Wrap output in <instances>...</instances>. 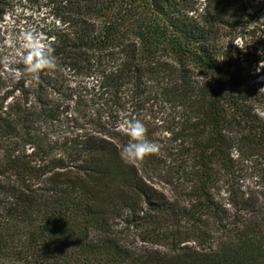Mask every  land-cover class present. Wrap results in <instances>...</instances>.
<instances>
[{
	"label": "trees",
	"instance_id": "trees-1",
	"mask_svg": "<svg viewBox=\"0 0 264 264\" xmlns=\"http://www.w3.org/2000/svg\"><path fill=\"white\" fill-rule=\"evenodd\" d=\"M6 17L57 68L33 79L19 47L0 72V264H264V51L253 67L231 41L264 39V4L0 0ZM142 114L168 135L128 166Z\"/></svg>",
	"mask_w": 264,
	"mask_h": 264
},
{
	"label": "clouds",
	"instance_id": "clouds-1",
	"mask_svg": "<svg viewBox=\"0 0 264 264\" xmlns=\"http://www.w3.org/2000/svg\"><path fill=\"white\" fill-rule=\"evenodd\" d=\"M43 41L44 37L34 31L24 32L19 39V46L25 51V55L22 57L26 66L25 73L33 79H38L42 72H51L57 68V57L54 55L51 42L44 43ZM229 41L226 42L227 45ZM231 41L241 50L246 51L248 44L239 40ZM260 67H264V62L261 61ZM199 76L204 80V83L211 79L210 72L208 76ZM123 131L130 137L129 143L120 154L125 165L135 166L138 161H143L158 153V146L148 140L147 128L139 119L129 120Z\"/></svg>",
	"mask_w": 264,
	"mask_h": 264
},
{
	"label": "rangeland",
	"instance_id": "rangeland-1",
	"mask_svg": "<svg viewBox=\"0 0 264 264\" xmlns=\"http://www.w3.org/2000/svg\"><path fill=\"white\" fill-rule=\"evenodd\" d=\"M252 8H258L263 6L264 0H249ZM42 14H34L32 20H37ZM31 20V21H32ZM30 24L20 21L18 24L14 23L12 18L6 17V23L0 24V72L8 71L10 64H14L15 59L18 55L19 39L22 34L26 31H30ZM246 44L248 47L249 54H251L252 65L254 67L256 63L257 56L264 51V39L258 35H245ZM264 62V61H263ZM256 66H260L257 65ZM259 76H264V67H260L255 70ZM264 88V85H262ZM143 122L147 128V138L152 143L156 144L159 149V153H163V148L165 146L167 133L163 130L160 122L157 119L152 118L151 115L142 114L135 118ZM123 124H127V119H123ZM124 126V125H123ZM162 149V150H160ZM154 180H158L155 178ZM160 189L166 190L169 188L167 183L158 181L157 185Z\"/></svg>",
	"mask_w": 264,
	"mask_h": 264
}]
</instances>
